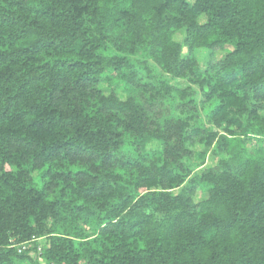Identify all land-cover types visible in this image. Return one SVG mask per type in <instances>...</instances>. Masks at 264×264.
Listing matches in <instances>:
<instances>
[{
	"label": "trees",
	"instance_id": "16d2710c",
	"mask_svg": "<svg viewBox=\"0 0 264 264\" xmlns=\"http://www.w3.org/2000/svg\"><path fill=\"white\" fill-rule=\"evenodd\" d=\"M0 264H264V0H0Z\"/></svg>",
	"mask_w": 264,
	"mask_h": 264
},
{
	"label": "rangeland",
	"instance_id": "374dc122",
	"mask_svg": "<svg viewBox=\"0 0 264 264\" xmlns=\"http://www.w3.org/2000/svg\"><path fill=\"white\" fill-rule=\"evenodd\" d=\"M211 55L212 54L210 52H208V51H202L199 56H200V59L204 62L205 60H209ZM215 56H216L217 59H222L223 58V54H221V53H218Z\"/></svg>",
	"mask_w": 264,
	"mask_h": 264
}]
</instances>
